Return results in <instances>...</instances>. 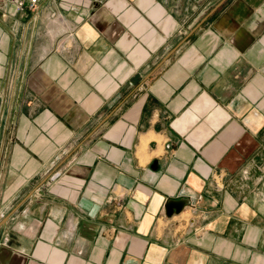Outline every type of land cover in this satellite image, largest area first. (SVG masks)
Instances as JSON below:
<instances>
[{
	"label": "crops",
	"instance_id": "0c3cea01",
	"mask_svg": "<svg viewBox=\"0 0 264 264\" xmlns=\"http://www.w3.org/2000/svg\"><path fill=\"white\" fill-rule=\"evenodd\" d=\"M0 264H264V0H0Z\"/></svg>",
	"mask_w": 264,
	"mask_h": 264
},
{
	"label": "water",
	"instance_id": "95a60500",
	"mask_svg": "<svg viewBox=\"0 0 264 264\" xmlns=\"http://www.w3.org/2000/svg\"><path fill=\"white\" fill-rule=\"evenodd\" d=\"M191 205V200L189 198H180V199H168L164 210L167 218H171L174 215L181 214L186 207Z\"/></svg>",
	"mask_w": 264,
	"mask_h": 264
},
{
	"label": "built area",
	"instance_id": "2783aa9c",
	"mask_svg": "<svg viewBox=\"0 0 264 264\" xmlns=\"http://www.w3.org/2000/svg\"><path fill=\"white\" fill-rule=\"evenodd\" d=\"M15 6L18 13L30 11L37 13L41 4V0H3Z\"/></svg>",
	"mask_w": 264,
	"mask_h": 264
}]
</instances>
